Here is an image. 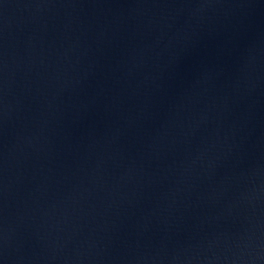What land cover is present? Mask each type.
<instances>
[{"label": "water", "instance_id": "1", "mask_svg": "<svg viewBox=\"0 0 264 264\" xmlns=\"http://www.w3.org/2000/svg\"><path fill=\"white\" fill-rule=\"evenodd\" d=\"M0 264H264V0H0Z\"/></svg>", "mask_w": 264, "mask_h": 264}]
</instances>
